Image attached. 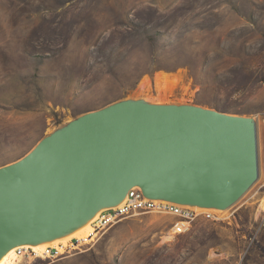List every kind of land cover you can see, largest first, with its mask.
Here are the masks:
<instances>
[{
	"label": "rangeland",
	"instance_id": "374dc122",
	"mask_svg": "<svg viewBox=\"0 0 264 264\" xmlns=\"http://www.w3.org/2000/svg\"><path fill=\"white\" fill-rule=\"evenodd\" d=\"M123 100L255 119L258 179L231 222L172 237L173 217L142 213L16 263L264 264V0H0V167Z\"/></svg>",
	"mask_w": 264,
	"mask_h": 264
},
{
	"label": "water",
	"instance_id": "95a60500",
	"mask_svg": "<svg viewBox=\"0 0 264 264\" xmlns=\"http://www.w3.org/2000/svg\"><path fill=\"white\" fill-rule=\"evenodd\" d=\"M258 174L253 117L194 105L116 102L0 167V252L85 215L98 202H113L134 185L152 199L215 208L231 203L229 209Z\"/></svg>",
	"mask_w": 264,
	"mask_h": 264
},
{
	"label": "built area",
	"instance_id": "2783aa9c",
	"mask_svg": "<svg viewBox=\"0 0 264 264\" xmlns=\"http://www.w3.org/2000/svg\"><path fill=\"white\" fill-rule=\"evenodd\" d=\"M235 205L229 209L218 210V209H208V210H198L196 208L177 204L169 201H158L147 197L141 188H132L126 197L124 203L112 209H107L103 211L98 219L92 224L93 233L91 234V239L94 236L104 233L108 229L114 227L127 217L142 213H159V214H170L174 218L171 236H181L189 233L191 229L199 221H214V222H231L232 216L235 213ZM90 239V240H91ZM85 243L80 240H73L67 245H61L60 248L63 252H60L58 248L48 249L44 255L47 257H56L64 253H70L73 250L80 249ZM18 255L21 257L25 256H36L35 253L29 250H18Z\"/></svg>",
	"mask_w": 264,
	"mask_h": 264
},
{
	"label": "bare ground",
	"instance_id": "6f19581e",
	"mask_svg": "<svg viewBox=\"0 0 264 264\" xmlns=\"http://www.w3.org/2000/svg\"><path fill=\"white\" fill-rule=\"evenodd\" d=\"M136 187L142 188L140 185H134L132 188H136ZM127 195H128L127 192H125L120 198H118L113 202H98L95 204L92 210L86 213L85 215L69 220L65 224H63L62 226L51 232L40 234L32 238L23 239L12 243L11 245L7 246L5 249H3L0 252V264H18L16 263L17 260L19 258L21 259V256L18 255V250L20 249L29 250L39 255L41 252L45 253L48 249L55 247H57L60 250V252H63V249H61L60 246L67 245V243H70L75 239L87 242L88 240L91 239V234L94 231L92 228V224L98 219L99 215L107 209L117 208L121 206L126 200ZM153 198L154 200H158V201L172 202L170 200H173L167 197H153ZM177 204L190 206L198 210H205V209L223 210L226 206L230 205L231 203L226 206L225 204L216 206L217 208L209 207V205H202L194 201H184ZM164 215L170 216V214H164Z\"/></svg>",
	"mask_w": 264,
	"mask_h": 264
},
{
	"label": "trees",
	"instance_id": "16d2710c",
	"mask_svg": "<svg viewBox=\"0 0 264 264\" xmlns=\"http://www.w3.org/2000/svg\"><path fill=\"white\" fill-rule=\"evenodd\" d=\"M160 68H165V69H167V70H171V69H173V67H159V69ZM157 69H155V68H152V69H147L143 74H151V73H153L154 71H156ZM137 84V80H135L134 82H133V85H136Z\"/></svg>",
	"mask_w": 264,
	"mask_h": 264
},
{
	"label": "flooded vegetation",
	"instance_id": "af4514ba",
	"mask_svg": "<svg viewBox=\"0 0 264 264\" xmlns=\"http://www.w3.org/2000/svg\"><path fill=\"white\" fill-rule=\"evenodd\" d=\"M92 240V239H91Z\"/></svg>",
	"mask_w": 264,
	"mask_h": 264
}]
</instances>
